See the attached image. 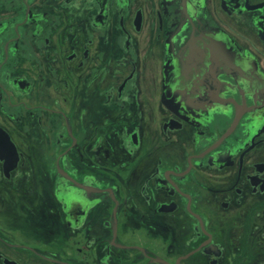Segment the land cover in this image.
Wrapping results in <instances>:
<instances>
[{
    "label": "flooded vegetation",
    "instance_id": "flooded-vegetation-1",
    "mask_svg": "<svg viewBox=\"0 0 264 264\" xmlns=\"http://www.w3.org/2000/svg\"><path fill=\"white\" fill-rule=\"evenodd\" d=\"M0 264H264V0H0Z\"/></svg>",
    "mask_w": 264,
    "mask_h": 264
}]
</instances>
